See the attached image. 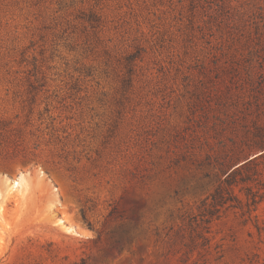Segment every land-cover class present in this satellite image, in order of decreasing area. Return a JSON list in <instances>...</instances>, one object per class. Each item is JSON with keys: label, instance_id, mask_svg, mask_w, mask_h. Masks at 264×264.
<instances>
[{"label": "rangeland", "instance_id": "374dc122", "mask_svg": "<svg viewBox=\"0 0 264 264\" xmlns=\"http://www.w3.org/2000/svg\"><path fill=\"white\" fill-rule=\"evenodd\" d=\"M254 155L264 0H0V264H264Z\"/></svg>", "mask_w": 264, "mask_h": 264}, {"label": "trees", "instance_id": "16d2710c", "mask_svg": "<svg viewBox=\"0 0 264 264\" xmlns=\"http://www.w3.org/2000/svg\"><path fill=\"white\" fill-rule=\"evenodd\" d=\"M261 158L262 155H259ZM258 156L246 161L233 170L224 172L225 177L220 181L218 187L210 195L211 208L213 214L221 212L223 209L236 208L241 205L240 200L235 194L236 188H240V192H244L248 210L252 206H256L264 196H260L259 192H255L254 189L247 185L252 179V169L257 164Z\"/></svg>", "mask_w": 264, "mask_h": 264}, {"label": "bare ground", "instance_id": "6f19581e", "mask_svg": "<svg viewBox=\"0 0 264 264\" xmlns=\"http://www.w3.org/2000/svg\"><path fill=\"white\" fill-rule=\"evenodd\" d=\"M20 185V183H13V184H10L9 186H8V188L10 189V190H13V189H16L18 186ZM68 230H70V228H67Z\"/></svg>", "mask_w": 264, "mask_h": 264}, {"label": "water", "instance_id": "95a60500", "mask_svg": "<svg viewBox=\"0 0 264 264\" xmlns=\"http://www.w3.org/2000/svg\"><path fill=\"white\" fill-rule=\"evenodd\" d=\"M255 157H256V155L250 157L249 160H251V159H253V158H255ZM245 162H246V161H245ZM245 162H243V163H245ZM243 163H242V164H243Z\"/></svg>", "mask_w": 264, "mask_h": 264}]
</instances>
